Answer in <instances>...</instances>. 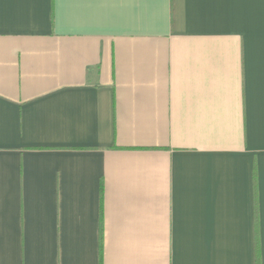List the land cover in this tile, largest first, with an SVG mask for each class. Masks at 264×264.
Segmentation results:
<instances>
[{"label":"crops","instance_id":"crops-1","mask_svg":"<svg viewBox=\"0 0 264 264\" xmlns=\"http://www.w3.org/2000/svg\"><path fill=\"white\" fill-rule=\"evenodd\" d=\"M256 252L264 0H0V264Z\"/></svg>","mask_w":264,"mask_h":264},{"label":"trees","instance_id":"trees-1","mask_svg":"<svg viewBox=\"0 0 264 264\" xmlns=\"http://www.w3.org/2000/svg\"><path fill=\"white\" fill-rule=\"evenodd\" d=\"M257 243V242H256ZM256 264H258V256H257V252H256Z\"/></svg>","mask_w":264,"mask_h":264}]
</instances>
